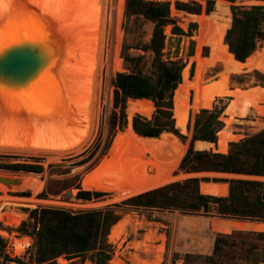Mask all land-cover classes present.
I'll return each instance as SVG.
<instances>
[{"label": "bare ground", "instance_id": "bare-ground-1", "mask_svg": "<svg viewBox=\"0 0 264 264\" xmlns=\"http://www.w3.org/2000/svg\"><path fill=\"white\" fill-rule=\"evenodd\" d=\"M146 1L172 5L175 2L199 0ZM124 3L125 0H112L109 19L108 0H0V55L10 45L26 41L38 47L44 59V66L24 90L7 91L0 87V152L65 158L80 152L89 144L96 125L100 77L104 69L108 78L122 69L119 46ZM191 19L194 20L193 15ZM205 21L203 13L195 20L198 28L194 37V80L190 81L187 66L181 72L182 82L173 96V121L175 128L182 134L187 132L192 116L212 106L206 103L211 96L225 100L223 118L231 108L241 106L243 94L230 91L242 87H230V78L245 73L253 74L255 69L264 64V47L254 59H250L247 70L244 69L247 66L245 63H232L225 56H212L210 62L212 58L215 60L205 63L204 58L199 57V50L204 46ZM108 26L111 27L113 45L105 61L104 40ZM217 65L221 71L215 79L208 80L207 74ZM218 82L222 87L219 85L211 91V85ZM105 96L106 105L110 106V91ZM153 111L154 105L150 100L128 101L125 129L115 134L100 164L83 176L82 190L107 193L112 200L119 202L181 180L183 175L178 172V163L185 146L168 133H162L158 138H146L133 130V117L149 119ZM202 146L207 151L215 150L210 142L201 144L196 141L194 144L196 151ZM2 177L14 178L18 182L0 187L2 195L7 191L19 192L27 187L34 188L37 194L43 187V181L34 174H9ZM199 191L205 196L226 197L228 187L224 184L201 183ZM23 218L16 209H0V221L8 222L3 224L5 229L17 228ZM129 221L127 215L111 227L107 236L111 243H116L126 235ZM9 236L12 255L18 258L24 255L31 245L30 238ZM152 239V235L148 234L140 245L151 243L154 241ZM162 245L161 240L156 247V257L148 260L134 257L133 263L161 264ZM56 262L66 264L60 257ZM110 263L116 262L111 260Z\"/></svg>", "mask_w": 264, "mask_h": 264}, {"label": "rangeland", "instance_id": "rangeland-1", "mask_svg": "<svg viewBox=\"0 0 264 264\" xmlns=\"http://www.w3.org/2000/svg\"><path fill=\"white\" fill-rule=\"evenodd\" d=\"M127 1L128 0H125L124 3L123 17L120 23L121 41L119 46V57L122 61V69L120 72L115 73L111 78L106 76V69H104L100 77L96 125L89 144L80 152L66 156L65 158L19 156L0 152V176L9 174L16 176L19 174H34L38 175L43 181V187L37 194H35V189L32 187H27L25 190L15 193L6 190L7 192L5 195H2L0 191V197L4 196V198H0V209H16L22 216H24L21 224L14 229H5L3 224H7L8 222L6 220L0 221V238L3 240L4 244V247L0 249V264H57V258L48 262H37L35 235L40 228V225L31 216V212L35 210L40 211L44 208H58L71 212L104 210L109 208L112 209L115 215L120 216V220L128 215L130 221L127 232H125L126 235H123L124 238H121L122 241L119 240L116 243H111L107 237L106 244L110 247L111 259L106 264H112L110 263L111 260H115L116 263L113 264H134V257H136V259H152L157 255L156 247L161 240L163 244L161 264H202L199 257L212 255L214 240L218 235H226V237L233 236V238H229L227 244L222 248V252L217 258H215V264H242V262L249 257V254L250 256L254 254L258 257L264 255V241L257 240L256 236H251L250 239H244L243 237L237 236L246 234L256 235L259 233L232 231L225 228V222L230 219L245 222H257L258 220L221 216L217 212V204H210L208 212L206 213L201 211L194 214L176 210L173 207V201L175 199L181 202L188 200L191 201L196 193L200 194L199 186L201 183L213 182L224 184L228 187V194L231 181L244 180L264 183V179L254 178L257 176L194 171V168L198 164H196L193 159V153H189L191 148L194 152H211L227 155L232 151H236V148L242 143L264 130V128H257L255 125L257 119L253 117L256 105L261 101L264 102V64L255 69L253 74L245 73L230 78V87H242V89H234L230 92L243 94L244 99L241 101V106L231 108L224 118L222 114L226 105L225 100L211 96L210 98H207L206 103L212 106H207V110H203L208 113L200 112L199 114L192 116L189 125L187 126L186 134L180 133L176 128L178 135L167 131L162 132L175 136L179 143L185 146V151L178 163V172L183 175L181 180L160 189L142 194H149L148 196H152L150 194L155 192L154 197L157 199L155 206L157 207H136L128 205V201L132 198L117 202L111 199L110 194L85 191L81 189L83 176L91 170H94L100 164L101 160L106 156L115 134L123 131L127 124L126 108L130 99H127L124 106L125 108H122L121 105H115V94L117 89L114 82L117 75L141 74L151 78L153 81L156 80L157 76L153 62V53L144 48L150 44L154 25L147 21L142 14L131 13L127 9ZM142 1L157 3L146 0ZM199 1L175 2L172 5L168 3L170 17L175 20L176 26L182 30L184 35H172V25L165 27L163 30L166 37L163 59L165 61H168V59L171 61L181 59L182 64H184L183 69L187 66L189 67L190 81L194 80L196 69L193 56L195 54L196 46L194 37L197 33L198 25L195 23V20L198 19L202 13L204 16L210 14L207 13L208 4H211L212 12L214 11L215 4H226L229 7L230 14L232 7L250 8L264 6V0H234L233 3L223 0ZM111 4L112 0H108L107 17L109 19L111 15ZM172 14H174V16H172ZM192 15L194 20L191 19ZM231 26L232 14L230 26L225 31L223 37V43L228 47L227 49L229 52L230 50L228 43L226 42V34L228 30L231 29ZM261 28L264 30V23L261 24ZM104 42L106 61L109 58L108 56L111 52V46L113 45L110 26L106 27ZM262 47H264V42H258L255 49L256 53L259 52ZM199 52L200 58H207L210 54V49L206 46L201 47ZM256 53L253 56H250L249 60L245 63L247 65L246 68H244L245 70L250 66V59H254ZM214 60L215 59L212 58L210 63ZM225 62L228 64L226 60ZM220 71L221 67L219 65L210 70L207 74L208 80L215 79ZM201 74L202 73H200V75ZM33 79L34 78L21 86L8 85L0 80V87L7 91H20L22 89L24 90V87ZM219 85H221L220 82L211 85V91L216 89ZM249 86L255 87L247 88ZM109 91L111 94L110 106L106 105L107 100L105 96ZM154 113L155 105L151 118L146 119L139 117L149 121L150 126L153 128L163 126L162 123H166V120L158 118L154 121ZM210 114H213L215 117L212 122L208 120ZM136 117L131 119L132 127L133 120ZM206 121L211 123L210 128H212L213 131L218 132L215 139V142L217 140L218 146H212L215 148L214 151H207L204 149L205 146H202L196 151L194 147L196 141L193 142L192 140L196 134L199 135L204 130L208 131L204 127L205 123H207ZM134 132L136 133L135 130ZM234 138L237 139L234 140ZM199 142L201 144H206V141ZM241 159L248 163L253 162L251 156L242 157ZM15 165L40 166L42 172L36 174L24 172L22 170H8V167ZM0 187L5 188L8 186H4L0 183ZM51 191H58V193L52 194ZM79 192H89L90 199L87 201L77 199ZM44 193L47 194L46 198L42 196ZM33 194H35V196L32 197L31 195ZM228 194L226 197L216 198H227ZM253 194V191L249 192V196H252ZM190 219L210 220L213 223L212 229L208 230V228L194 226L190 223ZM20 228L26 229V232L29 233L30 236L24 234ZM109 232L107 236H109ZM148 234L152 235L154 241L152 239L153 242L140 245L144 237ZM9 235L16 237L26 236L31 240V245L25 254L19 258L13 256L11 253L12 247ZM251 247L256 248V250H250ZM116 254L118 255L116 256ZM60 258L64 259L66 264H94L90 262L89 255L85 256L84 259L74 258L68 260L65 256H61Z\"/></svg>", "mask_w": 264, "mask_h": 264}, {"label": "trees", "instance_id": "trees-1", "mask_svg": "<svg viewBox=\"0 0 264 264\" xmlns=\"http://www.w3.org/2000/svg\"><path fill=\"white\" fill-rule=\"evenodd\" d=\"M233 3L234 0H223ZM211 5V4H210ZM208 4L203 47L210 49V54L204 58L208 63L212 56H225L232 63L244 64L256 51L258 42H264V30L261 24L264 23V6L239 8L232 7V26L226 34L228 47L223 43L225 31L231 23L229 7L224 4H215L214 11ZM221 7V8H219ZM127 9L133 14H142L144 18L154 25L150 44L145 46L146 50L153 53L154 67L157 72L156 80L141 74H119L115 79V105L125 108L127 99L150 100L155 105L154 121L163 118L166 123L161 127H151L150 122L137 116L133 120V128L137 134L146 138H158L164 132L178 135L172 120L173 96L176 88L181 83V71L184 67L182 60L165 61L163 50L165 48L166 37L164 28L172 25V35H184L182 30L176 26L175 20L170 17L168 3H152L142 0H128ZM236 37V38H235ZM253 52V53H252ZM235 57V58H234ZM192 71V69H191ZM203 100V97H202ZM201 100L200 104H203ZM208 113L207 111H201ZM257 119V128H264V102H259L254 109V116ZM215 117L210 114L208 120L214 121ZM206 121L205 128L199 135H195L193 142L206 141L214 143L217 131L210 128L211 123ZM211 129V130H210ZM193 159L196 167L194 171L226 173L246 176L264 177V130L242 143L227 155L215 154L211 152H194ZM252 157L253 162L243 161L242 157ZM8 170L31 172L39 174L42 172L40 166L15 165L8 167ZM254 194L249 196V192ZM58 193V191L52 192ZM99 196L98 194H96ZM138 196L128 201V205L136 207H157L155 192ZM44 198L47 194H42ZM77 199L87 201L90 199L89 192H79ZM145 201H144V200ZM156 199V200H155ZM210 204H217L218 214L225 217L237 219H253L264 221V183L236 180L230 182L229 194L227 198H216L213 196H203L196 193L191 201H173V207L186 213L208 212ZM31 216L39 223L40 228L36 232V256L37 262L43 263L65 256L68 260L82 258L89 255L90 262L94 264H106L111 259L110 247L107 246V235L109 229L120 220V216L115 215L112 209L92 210L82 212H71L58 208H44L40 211L31 212ZM194 226L212 229L213 223L210 220L190 219ZM225 228L232 231L264 232V225L252 222L228 220ZM24 234L30 236L26 229L20 228ZM35 232V231H34ZM244 239L256 236L257 240L264 241V234L237 235ZM229 238L226 235H218L213 244V253L210 256L199 257L202 264H215V258L222 252V248L227 244ZM4 247L0 238V249ZM256 250V248H250ZM246 258L242 264L264 263L262 257L254 254Z\"/></svg>", "mask_w": 264, "mask_h": 264}, {"label": "water", "instance_id": "water-1", "mask_svg": "<svg viewBox=\"0 0 264 264\" xmlns=\"http://www.w3.org/2000/svg\"><path fill=\"white\" fill-rule=\"evenodd\" d=\"M42 66H44V59L41 56L39 48L26 41H21L10 45V47L0 55V80L4 81L8 85L21 86L34 78ZM213 145L218 146L217 140L213 143ZM261 179H264V177ZM0 183L8 186L18 184L17 180L14 178L6 179L2 176H0ZM212 184L218 183L212 182ZM252 223L264 225V222L260 221Z\"/></svg>", "mask_w": 264, "mask_h": 264}]
</instances>
